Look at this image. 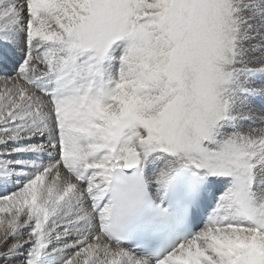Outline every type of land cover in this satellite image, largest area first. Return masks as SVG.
I'll list each match as a JSON object with an SVG mask.
<instances>
[{"label":"snow or ice","instance_id":"1","mask_svg":"<svg viewBox=\"0 0 264 264\" xmlns=\"http://www.w3.org/2000/svg\"><path fill=\"white\" fill-rule=\"evenodd\" d=\"M0 264H264V0H0Z\"/></svg>","mask_w":264,"mask_h":264},{"label":"rangeland","instance_id":"2","mask_svg":"<svg viewBox=\"0 0 264 264\" xmlns=\"http://www.w3.org/2000/svg\"><path fill=\"white\" fill-rule=\"evenodd\" d=\"M218 194V193H217Z\"/></svg>","mask_w":264,"mask_h":264}]
</instances>
